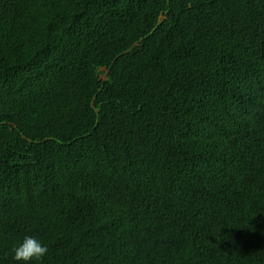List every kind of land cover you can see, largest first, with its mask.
<instances>
[{
    "label": "trees",
    "instance_id": "1",
    "mask_svg": "<svg viewBox=\"0 0 264 264\" xmlns=\"http://www.w3.org/2000/svg\"><path fill=\"white\" fill-rule=\"evenodd\" d=\"M25 236L264 264V0H0V264Z\"/></svg>",
    "mask_w": 264,
    "mask_h": 264
},
{
    "label": "clouds",
    "instance_id": "2",
    "mask_svg": "<svg viewBox=\"0 0 264 264\" xmlns=\"http://www.w3.org/2000/svg\"><path fill=\"white\" fill-rule=\"evenodd\" d=\"M13 259L17 262L36 261L42 264L44 257L48 254L49 248L42 241L33 236H25L22 242L13 248Z\"/></svg>",
    "mask_w": 264,
    "mask_h": 264
},
{
    "label": "rangeland",
    "instance_id": "3",
    "mask_svg": "<svg viewBox=\"0 0 264 264\" xmlns=\"http://www.w3.org/2000/svg\"><path fill=\"white\" fill-rule=\"evenodd\" d=\"M104 78V77H103Z\"/></svg>",
    "mask_w": 264,
    "mask_h": 264
}]
</instances>
